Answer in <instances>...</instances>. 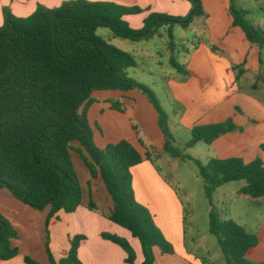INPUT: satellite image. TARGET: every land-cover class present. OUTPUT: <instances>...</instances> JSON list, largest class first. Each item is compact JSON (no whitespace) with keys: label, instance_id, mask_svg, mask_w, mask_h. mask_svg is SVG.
<instances>
[{"label":"trees","instance_id":"obj_1","mask_svg":"<svg viewBox=\"0 0 264 264\" xmlns=\"http://www.w3.org/2000/svg\"><path fill=\"white\" fill-rule=\"evenodd\" d=\"M192 8L187 16L149 12L138 5L126 6L112 1L70 0L59 7L38 6L27 17L16 16L3 8L0 26V189L7 188L23 203L37 210L50 206L51 219L61 210L75 212L83 200L80 177L73 161L76 148L93 178H102L113 201L109 220L128 230L142 247L140 264H155V247L162 253H174L150 210L135 197L131 168L143 161L141 152L128 140L100 148L94 138L88 111L99 90L144 93L158 112V124L164 136V151L175 158L190 159L198 167L210 202V232L214 234L226 258V264H253L247 256L259 245L257 235L248 232L233 219H222L213 203L214 192L223 184L245 180L239 192L253 198L264 197V161L246 163L241 158H211L207 163L184 154L175 145L169 114L154 91L132 78L128 69L136 66L133 56L97 35L99 27L110 28L117 37L131 41L148 40L164 26L170 28V48L175 49L172 28H188L196 17L207 15L202 0H187ZM230 1L234 25L249 41L264 48V31L246 17L236 0ZM149 12L141 28H134L126 16ZM215 50V47H213ZM172 65L185 76L190 72L174 56ZM238 68V67H234ZM124 110L121 103L115 105ZM243 131L232 119L196 125L192 148L203 141L211 145L217 138ZM79 143V147L73 145ZM264 151V144L261 145ZM89 207L96 209L91 199ZM52 264H80L78 249L85 235L71 239L67 257L56 261L49 248ZM17 230L0 213V260L19 255L12 239ZM102 237L118 244L126 253V263L136 264L129 240L110 232ZM28 264H40L29 256Z\"/></svg>","mask_w":264,"mask_h":264},{"label":"crops","instance_id":"obj_2","mask_svg":"<svg viewBox=\"0 0 264 264\" xmlns=\"http://www.w3.org/2000/svg\"><path fill=\"white\" fill-rule=\"evenodd\" d=\"M4 1L13 4L16 0ZM17 1L24 5L33 2ZM113 1L176 16L186 15L192 8L187 0ZM202 3L207 13L204 18L209 39H200L190 54L186 63L190 75L169 79L174 99L182 106L180 112L175 113L179 118L177 123L191 132L196 125L232 119L243 131L217 138L209 145L208 160L237 157L246 163L256 158L264 161L261 148L264 144V48L251 43L244 31L234 25L229 0H202ZM236 4L246 11L249 21L264 31V0H236ZM36 9L32 5L29 11L32 14ZM0 10L3 13V8ZM12 10L20 11L19 8ZM149 12L138 15L146 17ZM2 17L4 23V14ZM92 97L94 102L88 117L96 144L105 148L109 143L128 140L143 156V161L131 168L135 197L150 210L156 225L174 247L172 254L162 253L155 247V264H207L188 250L186 208L151 160V154L164 151L165 142L158 124V112L149 98L139 90H99ZM114 97L119 100L113 101ZM116 103H121L124 110H119ZM169 117L171 119L170 114ZM85 180L89 201L85 200L82 184V205L73 213L59 211L49 227L50 206L34 209L18 200L7 188L0 189V213L17 230L18 237L12 239V246L20 251L12 259L0 260V264H28L26 256L40 264H52L47 250L48 232L49 248L57 262L68 256L72 237L82 234L86 239L78 249L80 264H127V253L118 244L102 237L103 232H110L129 240L135 250L136 264L142 263L140 241L109 220L114 205L102 178L99 175L93 178L88 171ZM91 199L95 210L89 207Z\"/></svg>","mask_w":264,"mask_h":264},{"label":"rangeland","instance_id":"obj_3","mask_svg":"<svg viewBox=\"0 0 264 264\" xmlns=\"http://www.w3.org/2000/svg\"><path fill=\"white\" fill-rule=\"evenodd\" d=\"M67 1L70 0H33L30 4L24 5L17 0L13 4L0 0V9L8 7L14 14L27 17L31 14L29 10L32 5L35 8L38 6L56 8ZM90 1L116 2L113 0ZM14 8H19L20 11L15 13L12 10ZM190 11L183 16H187ZM3 14L1 11L0 26L3 24ZM144 19L145 15L126 17V20L135 28L143 27ZM205 30L204 17H196L188 28H183L179 24L173 26V40L176 44L174 51L170 48L169 26L162 27L152 38L140 41L117 37L107 27H99L96 32L98 36L133 56L136 66L128 69L129 75L152 89L160 100L163 109L170 114V127L176 139L175 145L184 154L197 158L203 163H207L210 158L208 155L209 145L199 141L192 148L186 147V144L192 139V134L177 123L179 118L175 116V113H179V107L182 108V106L174 99L169 86V79L183 78L184 75L172 65V56L186 68V63L190 60V54L198 41L202 38L209 39ZM98 100L101 98L99 97ZM116 100L119 99L114 97L113 101ZM73 145L79 147L78 142H74ZM150 156L160 174L174 188L186 208V245L188 250L207 264H226V258L218 239L210 232L209 213L211 205L206 196L205 183L197 165L187 158H175L166 151L156 152ZM73 161L81 184H83L85 200L89 201V187L85 180L89 170L76 148L73 150ZM245 185V180L223 184L214 192L213 203L219 210L222 219H233L248 232L258 236L259 245L247 256V259L253 264H264V197L253 198L250 195L241 194L239 190Z\"/></svg>","mask_w":264,"mask_h":264}]
</instances>
